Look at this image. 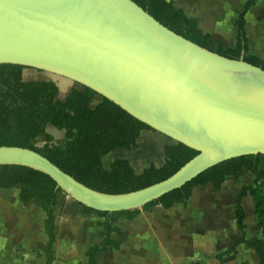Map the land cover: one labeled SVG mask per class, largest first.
<instances>
[{"label":"water","instance_id":"95a60500","mask_svg":"<svg viewBox=\"0 0 264 264\" xmlns=\"http://www.w3.org/2000/svg\"><path fill=\"white\" fill-rule=\"evenodd\" d=\"M0 63L85 85L198 151L166 179L108 193L31 148L0 145V165L44 172L95 210L141 209L224 160L264 154V69L178 34L134 0H0Z\"/></svg>","mask_w":264,"mask_h":264},{"label":"trees","instance_id":"16d2710c","mask_svg":"<svg viewBox=\"0 0 264 264\" xmlns=\"http://www.w3.org/2000/svg\"><path fill=\"white\" fill-rule=\"evenodd\" d=\"M161 23L178 34L230 58L244 57V60L264 69V58L248 54L246 33V13L257 0H247L238 11L236 20V44L229 43L208 32H203L196 19L189 17L172 0H134ZM26 66L0 63V145H15L31 148L49 158L65 172L91 188L108 193H123L136 190L163 179L176 172L194 157L198 151L182 143L164 145V162L150 163L141 172H136L130 160L115 158L109 167L103 158L117 149L130 150L137 146V139L143 130H152L112 100L101 96L91 88L75 82L64 98H59V85L52 79L23 78ZM96 96L99 100L95 102ZM48 126L63 131L62 138L55 139L47 131ZM44 144L38 145L40 138ZM243 169L254 174L253 184H244L236 194V224L240 237L235 243L214 255L219 261L230 256L242 243L253 248L260 264H264V154H247L224 160L198 174L195 178L161 197L148 202L139 209L121 211H100L83 206V211L96 213L103 220L99 235L102 241L88 248L86 255L90 264H101L96 254L110 246L118 249L120 238H112L111 233L122 235L116 224L124 219L135 218L141 210H151L161 205L169 208L177 203L186 204L193 188L208 184L220 190L229 176H235ZM18 186L19 200L27 204L33 200L44 211L43 227L48 239L45 242L46 261L53 264L55 256L53 243L55 234V206L58 193L63 190L48 174L28 166L0 165V188ZM250 195L253 213L260 236L255 240L246 237V213L242 199ZM189 264H206L201 260Z\"/></svg>","mask_w":264,"mask_h":264},{"label":"rangeland","instance_id":"374dc122","mask_svg":"<svg viewBox=\"0 0 264 264\" xmlns=\"http://www.w3.org/2000/svg\"><path fill=\"white\" fill-rule=\"evenodd\" d=\"M247 0H207L206 13L211 16V26L212 31L209 32L214 36L221 37L228 42V39H232V35H235L236 20L238 19V11L243 7ZM179 3H184L183 0H178ZM230 2V3H229ZM174 3V2H173ZM175 5V4H174ZM188 8L190 10H196L199 5L195 0H189ZM233 8H236L233 12ZM210 11V13H209ZM223 14L221 20L217 19V14ZM246 29L248 30L247 37L250 43V48L248 54L262 55L264 53V0H257L246 13ZM214 19L216 20V25H214ZM207 24L209 20L206 19ZM200 27V26H199ZM201 29V28H200ZM202 30V29H201ZM203 31V30H202ZM204 32V31H203ZM226 38H224V37ZM232 46V45H231ZM23 78L25 80L29 79H52L59 85V98H64L70 91L71 87L76 85V83L66 77L50 73L48 71L39 70L33 67H26L23 71ZM99 100V96H96L95 102ZM47 131L51 133L55 139L62 138L64 135L63 131L57 130L52 126H48ZM172 139L169 137L152 130H143L137 139V146L134 149L125 150L117 149L108 153L103 158V163L106 167L110 166V163L118 157H126L130 159L131 164L136 171H140L144 167H148L150 163L154 162L157 165H161L164 162V145L166 143H172ZM44 144L43 138L41 137L38 141V145ZM254 174L249 170H242L235 176H229L224 183V186L220 190H214L210 184L205 187H195L193 188L192 194L187 201V203L181 204L177 203L174 205L176 209L181 213H174L169 216V220L173 221H190L192 225L196 224L194 229H191L190 233L186 235L173 234L172 232H166L163 236L166 240L167 248L169 250L173 249V245L179 250L178 255H186L188 249L193 248L194 243L205 244L199 246L196 250L202 253H213L215 251L220 252L225 250L229 246L233 245L235 241L240 237L241 233L236 224V194L239 192L244 184H253ZM19 187L15 186L12 188H0V239L1 242V252L4 253L6 258L12 260L14 249L11 252L10 245L13 248V243L11 240L21 242L26 246H30L31 242H40L44 236L45 232L43 230V217H45V211L36 204L33 200L27 204L18 201L17 193ZM58 204L55 206V211L59 215L57 221H65L68 217L70 220H75L78 224L77 228L82 230V227L93 226L96 222V218L102 219V217L94 215L92 219L83 212V206L72 199L68 194L61 192V195L57 196ZM242 204L245 209L246 218V237L250 240H255L260 236V233L256 227V217L253 213V200L250 195L245 196L242 199ZM174 208V209H175ZM158 206L151 210H142L140 215H137L134 220L141 218L142 221L147 223L148 221H154V213H158ZM192 213H190L191 211ZM193 211H197L196 213ZM166 216L169 212H166ZM33 223V228L41 229L37 231V234H32V238H27L22 233H16L15 231H9L7 229L8 223L13 222L19 216L22 219L25 217ZM160 214V213H158ZM171 215V214H170ZM151 218H150V217ZM168 217V216H167ZM132 220V219H130ZM27 221V220H26ZM194 222V223H193ZM132 223V222H130ZM200 223H202L200 225ZM60 236L61 234V229ZM64 231V229L62 230ZM72 233L71 238L73 239L76 234H73L72 228H69ZM149 230H147V233ZM46 235V234H45ZM143 238L147 240V248L143 247V252L149 255L155 254L156 260L152 264H171L170 260L164 256V254L156 246V239L149 233L147 238L143 234ZM29 239V240H27ZM78 243L81 242V248L78 246L77 253L70 258L63 257L57 264H89L87 257H83V251L86 249L87 245L83 244V234L82 239L78 237ZM64 241L56 253L61 257V253L64 250ZM187 244V248H186ZM180 245V246H179ZM209 246V247H208ZM249 250L253 248L247 247ZM195 250V251H196ZM24 254V249L20 250ZM20 252V253H21ZM256 259L258 258L255 250L253 251ZM188 254V253H187ZM194 254V253H193ZM188 256V260H196L198 255ZM226 257V256H225ZM258 260V259H257ZM7 264V263H1Z\"/></svg>","mask_w":264,"mask_h":264},{"label":"crops","instance_id":"0c3cea01","mask_svg":"<svg viewBox=\"0 0 264 264\" xmlns=\"http://www.w3.org/2000/svg\"><path fill=\"white\" fill-rule=\"evenodd\" d=\"M172 1L174 2L176 7L182 8L189 17H191L192 19H196L199 23L200 28L204 32L209 33L212 31L213 28L211 26V16L208 13H206L207 0H195L196 3L199 5V8L196 10H190L188 8L189 0H183L184 3H179L178 0H172ZM234 10L236 12L235 14H237L236 8H233V12ZM217 16H218L217 19L221 20V18L223 17V14L218 13ZM206 19L209 20L208 24L206 22ZM214 25H216L215 19H214ZM235 30L236 32L234 36L232 35V39L230 40L228 39V43L230 46L231 45L234 46L236 44L237 27L235 28ZM247 31L248 30L246 29V32ZM248 45H250L249 40H248ZM258 56H260L261 58H264V53ZM143 169H141L140 171H136V172H141ZM243 170H247V169H243ZM18 193H17V196H18ZM58 194L61 195V192H59ZM18 201H20L19 198H18ZM157 206L159 209L158 213L160 214L154 213L155 214L154 221H148L147 223H145L142 221V216H141V218L137 220L124 219L116 223L122 230V235H118L116 232H112L111 237L120 238L121 240L120 247L116 249L110 246L107 250L98 252L96 254L97 261H99L101 264H152V262L156 260L155 254L149 255V254L144 253L143 252L144 249L142 247L144 245L146 246V248L148 247L147 240L143 238V234L148 238L149 233H150L153 236V238L156 239L157 241L156 246H159V249L164 254V256L170 260L171 264H189L191 261L188 260V256L191 255V252L192 254L194 253L193 255H198V257H196V260H201L205 262L206 264H260L259 261L257 260L258 258L256 259V256L253 252L254 249L249 250L247 248L248 246L244 243L240 244L230 256L224 257L222 262L214 257V255L218 253V251H215L213 253L207 252L206 254L205 253L201 254L200 252L196 250L199 246L204 247L203 245H205L204 247L205 249L207 243L205 244H200L197 242L194 243L193 246H195L196 251L193 248H191L190 250L188 249L189 251L187 252L188 254L186 253V255H183V256H180L178 255V253H176V252H179V250L176 249L174 245H173V249L169 250L170 248H167L168 243L163 237L166 234V232H172L173 234L176 233L181 236L186 235L190 233L191 229H194L196 227V224L192 225L191 224L192 222L185 221V220H180V221L169 220L168 219L169 216H171L170 218H172V215L174 213H181L182 211L181 210L179 211L174 206L169 207V208L162 207L161 205H157ZM141 211L138 215L141 214ZM166 212H169V214L167 215L168 217L166 216L167 214ZM84 213L87 214L90 217V219L94 217V215L92 216V214H96V213H88V212H84ZM190 213H192V211ZM55 214H56V218L54 220L55 222L54 231L56 234V240L53 243V247H52L54 256H55V261L53 262V264L59 263L63 257H68L70 258L69 261H72L73 259L72 257H74L77 253V250H78L77 247L80 246L81 248V245H80L81 242L78 243L77 240L79 236L82 239V234H83L82 242L83 244L85 243L84 245H87L86 249L83 251V257H87L86 251L88 250L90 246L94 244H99L102 241V237L99 235V230L101 229V226H99L97 222L99 220H103V218L102 219L96 218L97 220L93 226L82 227V230H81V228L80 229L77 228L78 224L75 222V220H70L67 217L65 221L63 220L57 221V218L59 216L57 214V211H55ZM42 223H43V220H42ZM201 224L202 223H200V225ZM69 228H72L73 234H76L73 239L71 238L72 233L69 231ZM4 229H7L9 231L16 230L15 231L16 233H22L26 238L28 236H30L28 238H32V234L34 233L37 234L38 230L42 232V228L38 230L33 228V223L29 220L28 217H26V215L23 219H22V216L21 217L18 216L16 220H13V222L12 221L9 222L8 227ZM59 229H61L62 236H60ZM63 229L64 231H62ZM43 230H44V227H43ZM147 230H149L148 231L149 233H147ZM45 234L44 236H42L43 239L40 242L38 241L32 242L30 240L31 242L30 246L24 245L23 241L17 242V241L11 240V242L14 244L13 248H11L12 247L11 245L9 248L11 252L14 249L12 260H9L8 258H6V256L4 255V253L1 252L2 250L0 249V264L1 263L44 264L46 261V257L44 255V252H45L44 244L48 239V235L47 234L45 235ZM63 241H64V244H63L64 250L61 253V257H60L58 253H56V250L59 249V246L62 245ZM1 242L2 240L0 239V244ZM187 247L188 246L186 244V248ZM0 248H1V245H0ZM23 249L25 252L24 254H22V252L20 251ZM87 260H88V257H87ZM192 261H195V260H192ZM88 263H89V260H88Z\"/></svg>","mask_w":264,"mask_h":264}]
</instances>
